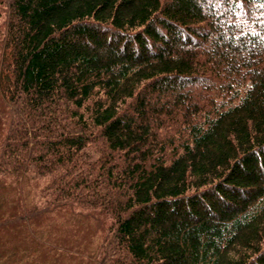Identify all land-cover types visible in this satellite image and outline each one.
Instances as JSON below:
<instances>
[{"label":"trees","instance_id":"1","mask_svg":"<svg viewBox=\"0 0 264 264\" xmlns=\"http://www.w3.org/2000/svg\"><path fill=\"white\" fill-rule=\"evenodd\" d=\"M0 264H264V0H0Z\"/></svg>","mask_w":264,"mask_h":264},{"label":"bare ground","instance_id":"2","mask_svg":"<svg viewBox=\"0 0 264 264\" xmlns=\"http://www.w3.org/2000/svg\"><path fill=\"white\" fill-rule=\"evenodd\" d=\"M144 80V79H143Z\"/></svg>","mask_w":264,"mask_h":264}]
</instances>
